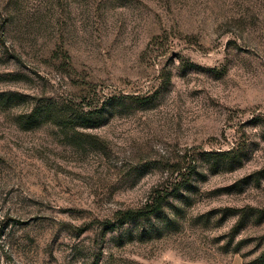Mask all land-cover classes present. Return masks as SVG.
<instances>
[{
	"label": "rangeland",
	"instance_id": "rangeland-1",
	"mask_svg": "<svg viewBox=\"0 0 264 264\" xmlns=\"http://www.w3.org/2000/svg\"><path fill=\"white\" fill-rule=\"evenodd\" d=\"M0 264H264V0H0Z\"/></svg>",
	"mask_w": 264,
	"mask_h": 264
},
{
	"label": "trees",
	"instance_id": "trees-1",
	"mask_svg": "<svg viewBox=\"0 0 264 264\" xmlns=\"http://www.w3.org/2000/svg\"><path fill=\"white\" fill-rule=\"evenodd\" d=\"M63 110H65V112H63V117L65 119L66 118L72 119L71 117H73L75 119L77 118L78 121H80L81 123H83L85 125H93V124H96L98 121H100V118H101V113L98 112V111H96V110H94V111H87V112L82 111V113H80V114H77V115L71 114L70 116H68L69 113H68V111H66V109H63ZM164 198L165 197H163V196H161V197L159 196V198H158V206L153 207V209H155V210L159 209L161 203L165 200ZM132 215L133 214L130 211H126V212L121 213V216L119 218L118 224H123V223L131 220L133 218Z\"/></svg>",
	"mask_w": 264,
	"mask_h": 264
}]
</instances>
